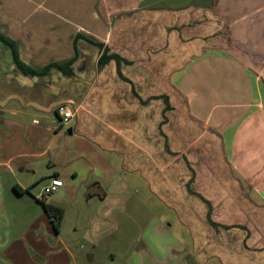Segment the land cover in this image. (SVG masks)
Instances as JSON below:
<instances>
[{"label": "crops", "instance_id": "crops-1", "mask_svg": "<svg viewBox=\"0 0 264 264\" xmlns=\"http://www.w3.org/2000/svg\"><path fill=\"white\" fill-rule=\"evenodd\" d=\"M0 33L15 42L19 58L35 69L76 54L71 76L57 70L64 81L95 70L97 76L83 100L90 97L97 109L79 105L76 117L62 125H70L71 134L79 132L92 143L84 141L83 149L101 173L113 168L109 158L100 154L105 150L121 165L150 174L152 183L158 184L155 168L162 167V159L156 160L148 152L162 148L164 134L168 139L174 134V189L155 185L159 198L174 209V228L190 231L193 248L199 252L207 248L209 255L219 256L224 264H264V165H258L259 152H264L259 137L264 127L259 128L257 121L260 115L264 120V81L262 89L259 86L264 76V0H200L183 8H174V4L115 8L108 0H0ZM105 47L120 60L112 58L99 67ZM54 70L37 77H47ZM252 72H256L254 77ZM19 73L10 47L0 41L2 116L10 109L6 103H28L29 107L46 96L39 87L19 91ZM227 74L231 79L224 88ZM27 77L36 76L22 74ZM31 81L20 80L23 87L31 86ZM162 96H167L169 103L165 115ZM236 107L246 109L238 120ZM225 112L229 121L233 117L235 121L228 125L218 122L224 121ZM225 135L230 136L224 143V151L229 153L235 151L236 141L250 144L247 159L239 162L235 158L231 163L235 168L242 166L239 175L247 182L242 181L245 186L238 185L234 173L227 169L228 162L214 155L213 145H220ZM186 150L191 154L198 150L207 166L213 167L214 173L209 171L207 176L214 189L194 185L193 192L178 186L197 182L179 157ZM16 166L18 172H32L23 163ZM190 166L192 171L198 167L205 172L204 164L191 162ZM52 176L59 177V173ZM94 177L92 182L99 190L105 176ZM210 196L220 200L223 210L233 209L241 221L211 223L205 216L200 221L194 210L206 215L199 200ZM248 215L255 219L246 222Z\"/></svg>", "mask_w": 264, "mask_h": 264}, {"label": "rangeland", "instance_id": "rangeland-1", "mask_svg": "<svg viewBox=\"0 0 264 264\" xmlns=\"http://www.w3.org/2000/svg\"><path fill=\"white\" fill-rule=\"evenodd\" d=\"M108 1L114 2L115 8L161 7L173 4L174 8H183L188 4L200 2V0ZM255 73L252 72L253 77ZM227 75L223 81L224 88L231 79L229 74ZM18 76H20L19 91H28V89L31 91L39 87L44 88L46 96L43 95L45 97L29 107L28 103H6L4 105L10 109H7L3 116L0 114L4 119L1 126L3 148L0 150L2 165L0 166V264H224L219 256L209 255L207 248L201 252L193 248L190 231L174 228V209L159 198L155 189V185H161V188L164 186V189L166 187L174 189L176 169H174V134H170L172 132L168 134V137L171 135V139L163 135V146L160 150L148 152L152 157L155 156L156 160L162 159V167L155 168L157 175H154V179L158 184L155 180L152 183L150 174L121 165L116 156L109 155L105 150H100V154L106 159L109 158L113 168L101 173L99 165L93 159L90 162L88 152L83 149L84 141L86 144L89 143L85 139L86 136L79 132L71 134L70 125H62L53 112L60 103H66L72 108L73 118L76 117L79 105L97 109L96 103L90 97L83 100L97 76L95 70L91 72L89 69L81 75L75 74L66 81L57 70L52 71L47 77L22 78V73ZM22 79L37 80V82L31 81V86L23 87L20 82ZM41 80L47 82L44 84ZM263 81L264 76L259 80L261 89ZM69 97L72 101H64ZM225 107L226 105L223 104L222 110ZM12 108L18 111L12 112ZM236 108V120L243 118L245 107ZM262 108L260 106V109ZM225 113L224 121L220 119L218 122L228 125L231 121H235V117L234 120L229 121L228 113ZM260 116L257 119L259 128L264 127V120ZM249 121L245 125L248 126ZM253 125L255 126L254 121ZM248 136L250 138V134ZM259 137L260 145L264 146L262 140L264 134ZM229 138V135L222 136L221 144L213 145L214 155L228 162L227 169L234 173L238 185L242 187L247 183L243 179L245 183L240 180L242 166L235 168L231 163L235 158L239 159V162L243 158L247 159L250 144L242 139L241 142L236 141L235 151L229 153L224 151L227 147L224 144L225 139ZM260 149L263 150V147ZM193 154L186 150L179 153V157L183 158L184 166L197 182L189 181L188 186L181 182L178 186L181 189H191L193 192L194 185L198 189L204 188L209 191L214 189L215 184L211 183V179L207 176L209 171L214 173L213 167L207 166V160L205 161L198 150ZM259 154L260 161L257 164L264 165V152L260 151ZM191 162L194 165L204 164L205 172L198 167L196 168L198 170L192 171ZM18 163H23L32 172H18L19 168L16 166ZM218 168L216 171L219 173L221 168ZM153 170L154 168H151V171ZM54 172L59 173L63 186L56 192L41 197L43 186ZM94 175L105 176V181L100 182L99 190L92 182L95 180ZM15 182L25 188L31 187L28 191L19 194L13 189ZM89 182L92 185L88 184ZM214 195L216 196V193ZM42 201L45 204L64 208V217L58 232L54 230L45 213ZM199 201L198 206H204L206 211L205 215L202 210L199 212L198 209L194 210L196 215L199 213L197 217L199 216L200 221L204 216L211 223L217 221L233 225L236 221H241L238 215L234 214L233 209L225 211L224 208H220L218 204L220 200L216 197L210 196L209 199ZM252 217L255 219L254 216ZM253 218L248 215L245 220L249 223ZM170 223H172L171 227L168 226Z\"/></svg>", "mask_w": 264, "mask_h": 264}, {"label": "trees", "instance_id": "trees-1", "mask_svg": "<svg viewBox=\"0 0 264 264\" xmlns=\"http://www.w3.org/2000/svg\"><path fill=\"white\" fill-rule=\"evenodd\" d=\"M76 39H77V36L74 39V47H75ZM0 41H2L3 43H5L6 45H8L10 47L14 64L16 65L17 69L24 75L43 76V75H46L51 69H56V70L60 71L62 74L67 75V76H71L73 74V70L71 68V65L75 61L76 54L73 57H71L65 61L51 62V63H48L47 65H45L41 69H35V68L25 64L19 58L17 48H16V44L13 40H11L10 38H8V37H6L0 33ZM112 58L116 59L117 61L120 60V57L118 55H116L114 53H109L108 49L105 47L103 49L99 59H98V66L102 67L103 65L108 63V61ZM162 97L164 98V101H165V108L164 109L166 110L169 108L167 96H162ZM30 187L21 188L17 184L13 185L14 191L19 193V194H22L24 191H28ZM42 205H43V209H44L45 213L47 214L50 222L52 223L54 230L56 232H58L60 229L63 217H64V211H65L64 208L61 206H58V205L45 204L43 201H42Z\"/></svg>", "mask_w": 264, "mask_h": 264}, {"label": "built area", "instance_id": "built-area-1", "mask_svg": "<svg viewBox=\"0 0 264 264\" xmlns=\"http://www.w3.org/2000/svg\"><path fill=\"white\" fill-rule=\"evenodd\" d=\"M55 113L59 118L61 124H67L72 120L74 112L72 108L66 103H60L55 108ZM63 186V182L59 177L52 176L49 178L48 182L42 188L41 197L46 194H52L59 190Z\"/></svg>", "mask_w": 264, "mask_h": 264}]
</instances>
